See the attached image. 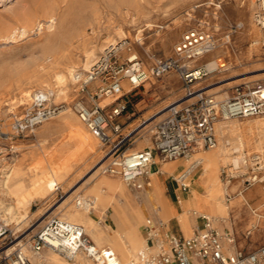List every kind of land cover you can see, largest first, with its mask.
I'll return each mask as SVG.
<instances>
[{
	"label": "rangeland",
	"instance_id": "1",
	"mask_svg": "<svg viewBox=\"0 0 264 264\" xmlns=\"http://www.w3.org/2000/svg\"><path fill=\"white\" fill-rule=\"evenodd\" d=\"M132 7L127 0H0V130L15 134V117L32 107L37 93H44L51 102L65 103L66 106L65 110L28 130L25 135L0 138L3 150L0 152V220L10 227L7 231L9 238L2 243L3 248L18 240L27 241L51 216L76 221V209L84 210L77 208L76 198L92 199L95 195L93 186L101 177L99 193L94 199L96 207L88 211L95 222L92 220L86 224L85 219L76 222L84 226L85 233L95 244L101 230L112 235L117 228L114 206L104 207L99 200L103 192L114 191L109 188L108 177L118 179L126 187L128 185L119 175L102 172L96 166L105 157V148L80 120L74 106L80 93L72 81V72L84 69L85 52L90 48L96 60L107 45L126 38L148 64L153 57L172 54L183 32L188 27L198 26L213 35L214 46H217L203 57L194 58L191 65L204 67L211 58L224 65L210 71L204 67L206 73L195 82L197 87L216 98H225L233 93L236 85L264 82V28L255 18L256 0H142L138 7ZM49 37L58 48L53 49L47 44ZM57 72L68 75L67 84H64L67 93L59 97L49 91L57 85ZM127 89L132 104L119 119L124 123V133L134 131L125 147L132 149L151 145L155 123L164 116V108L183 94L181 77L177 71L170 70L159 77L150 75L143 84ZM109 101L106 98L101 100L102 103ZM263 116L264 113H260L217 124V145L229 140L224 150L230 157L247 155V162L240 161L238 168H232L230 159H222L214 168L216 189L213 195L217 190V197H212L203 187L204 196L214 202L219 201L221 184L227 187L229 194L234 195L244 186L243 178L255 162L251 158L253 154H260V164H263L260 174H264V126L260 120ZM78 125L81 128L76 131ZM239 139L243 144L240 145ZM9 144L13 146V151L7 149ZM236 146L239 150L233 152L232 148ZM216 148L199 150L218 153ZM165 161L156 157L159 164ZM202 164L205 168L206 163ZM222 168L231 170L235 175L228 183L227 176L221 173ZM203 171L199 163L192 170V181L196 178L200 180ZM164 175L166 173H161L159 187L161 194L168 197ZM3 179L5 184L2 185ZM166 181L168 186L177 184L174 174L168 175ZM56 184L60 190L55 189ZM22 188L28 190L27 198L23 197L27 192H21ZM152 190L151 182L144 189L133 192L138 202L142 201L141 195L144 197L147 194V199L156 210L150 196ZM135 196L132 195L133 200H136ZM232 213L230 208L233 219ZM152 214L153 210L145 202L140 224ZM123 215L129 231L136 230L126 213ZM159 216L168 222L169 217ZM181 225L186 228L183 223ZM250 230V234L242 230L239 239L254 247L259 240L254 238L255 229L251 227ZM109 243L107 239L97 246L104 248ZM142 244L143 241L140 247ZM45 253L43 264H75L79 255L84 264L86 261L95 264L82 252L70 260L54 251H45L43 255Z\"/></svg>",
	"mask_w": 264,
	"mask_h": 264
},
{
	"label": "built area",
	"instance_id": "2",
	"mask_svg": "<svg viewBox=\"0 0 264 264\" xmlns=\"http://www.w3.org/2000/svg\"><path fill=\"white\" fill-rule=\"evenodd\" d=\"M256 1L255 18L264 28V0ZM213 44L214 37L209 31L191 26L183 32L172 54L153 57L147 64L129 40L123 38L107 45L88 69H74L73 79L80 93L74 106L80 120L105 148L102 172L117 174L128 186L144 189L151 183L150 170L156 157L163 160L186 158L196 149L214 148L218 143L217 120L264 113V82L236 85L233 93L225 98H216L196 86L195 82L206 71L204 67L192 66L190 60L208 51ZM170 70L177 71L181 77V101L170 103L164 116L155 123L151 145L126 148L134 130L124 133V123L119 119L132 104L124 83L135 88L150 75L159 77ZM107 96L113 98L102 103V98ZM63 106L65 103L51 102L44 93L35 94L32 107L15 117V134L0 130V138L25 135L57 115ZM12 148L9 144L7 149L13 151ZM260 163L255 162L249 173L244 172L248 173L245 176L247 184L263 176ZM192 170H185L175 178L183 189L189 186L186 177ZM230 171L221 169L227 176V183L235 176ZM55 189L60 190V186L56 184ZM76 202L81 204V198L77 197ZM197 215L202 224L195 226L188 235L173 231L156 213L148 216L144 222L146 241L125 264H264V243L251 250L239 248L231 231L220 228L204 213ZM9 230L8 224L0 220V264H40L35 256L44 249H52L68 260L82 252L102 264L119 262L109 246L100 248L91 241L82 224L57 215L47 218L27 241L18 240L11 249L2 247L9 238Z\"/></svg>",
	"mask_w": 264,
	"mask_h": 264
},
{
	"label": "crops",
	"instance_id": "3",
	"mask_svg": "<svg viewBox=\"0 0 264 264\" xmlns=\"http://www.w3.org/2000/svg\"><path fill=\"white\" fill-rule=\"evenodd\" d=\"M78 128H81V126L78 125L76 127V131ZM224 147L225 144L221 143L216 148V150H219L218 153L214 151H208V152L198 151L195 152L192 156L193 161L197 159H201V161H199L200 163L201 162L206 163V167L204 168L203 174L200 177V181L203 184L205 192L209 193L214 198L217 197V190H216V195L215 194L213 195V191L216 189V187H214V182L216 180L214 168L217 163L222 161V159L220 158V152L221 150H224ZM187 166H188V162L186 164L184 159L177 158L173 160H167L164 163H160V164L156 162L151 166L150 173L152 175L151 182L153 183V191L157 197L159 204L162 207L160 214L169 217L168 225L173 231L188 235L193 231V228L195 226L197 225L200 226L202 224L201 217L197 215L200 212L191 210L190 208L182 205L183 201H187V203H189L191 208H193L194 205L197 204L196 199L194 198L193 192L191 190V186L189 185L186 189H183L178 182H176L177 184L175 185L168 186L166 181L168 175L175 173L181 174L186 169ZM161 173H166V175H164L165 177L164 184L166 185L165 189L168 197H164L161 194V189L159 187V180L161 178ZM102 180H103L102 177L99 178L98 181H96L95 185L93 186L95 195L91 199L92 200V203L90 204L91 209L96 207V205L94 204L95 202L94 199L96 195L99 193V186ZM243 180H244V186L242 187L241 192H240V188L236 191L234 195H231L228 192H223L221 194V200L223 203L219 204V206L213 210V213L209 215L218 217L219 219L216 222L214 220V223L217 224L220 228L229 230L234 234L236 239V244L239 248L251 250L264 243V187H263L264 183H262L264 182V174L259 180H257L254 183L247 184L245 182V177L243 178ZM190 181H192V178L190 179ZM107 182L109 184V188L114 191L107 190L103 192L101 194L102 197L101 200H99V203L104 207L110 204L114 206V212L117 215V228H115L114 233L112 235L110 233L101 230V232H99L100 237L99 239H96L95 242L97 244H100L102 241L108 239L110 241V243L108 244L110 248H112L113 250H114L113 247L117 248L119 253H123L125 250H129L132 256L136 254L137 250L140 248L141 242L144 240L145 237L144 223L140 224V221L142 220L145 212V202L149 204L150 208L153 210L154 213L156 214L158 213L152 207V204L147 199V194H145V196L143 197V195H141L140 192L142 201L138 202V199L133 192V190H135L134 188L130 186L126 187L121 181H119L116 178L108 177ZM192 183L195 184V179H193ZM203 187L200 186V189L203 190ZM128 188H130L131 190H129ZM21 192L23 193L27 192L25 195H23L24 198H27L29 196L27 189L22 188ZM227 194H229L230 197H228ZM132 195L135 196L136 200H133ZM83 198L84 197H82V199ZM87 199L89 198L87 197ZM164 199L170 205L171 208L170 216H168L166 211L164 210V205H163ZM80 207L82 206L81 205H79V207L77 206V208ZM230 208L233 212L232 214H234L233 219L231 218L230 215ZM76 210L78 214V216L74 217L76 221H84L85 219L86 221L84 222H86L87 224L88 222L93 220L91 219L92 217L88 214V211H86L85 209L83 211H80L78 209ZM123 213H126V215L129 218V222L134 227H137L136 230H133V232L129 231L130 230L129 225L127 224V220L123 215ZM93 221L95 222V220ZM182 223L185 225L186 230L182 228L181 225ZM249 224L251 225L249 226ZM251 227L252 229H255L254 238L259 240V243L254 247L247 246L246 242L243 243L242 240L240 241L239 239V233L242 230L248 231ZM250 233L251 230L247 234ZM43 252L44 250L41 252V256L38 259V261L44 260V256H46V253L45 255H43ZM114 252L119 259L118 253L115 250ZM83 261L84 260L82 259V256L79 255L75 259V264H84ZM94 263L102 264L96 262ZM125 263L126 262H121L120 264H125ZM86 264H90L89 261H86Z\"/></svg>",
	"mask_w": 264,
	"mask_h": 264
},
{
	"label": "bare ground",
	"instance_id": "4",
	"mask_svg": "<svg viewBox=\"0 0 264 264\" xmlns=\"http://www.w3.org/2000/svg\"><path fill=\"white\" fill-rule=\"evenodd\" d=\"M126 1V0H125ZM141 1L142 0H127V4H129V5H131V6H133V7H138L139 5H140V3H141ZM132 7V8H133ZM135 9V8H134ZM137 9V8H136ZM141 9V8H140ZM135 11V10H134ZM134 14H135V12H134ZM138 16H139V14H138ZM1 22V21H0ZM27 22V21H26ZM23 28H24V25L22 26ZM118 32H119V30H118ZM119 33H121V32H119ZM257 33V32H256ZM55 36H58L57 35V33H55ZM124 37V36H123ZM53 39H52V37L50 38H48L47 39V44L48 45H50L53 49L54 48H58V46L56 47V46H54L53 45ZM257 40H255V42H256ZM114 43H116V42H114ZM111 44V43H110ZM217 46V45H216ZM216 46H214V44H213V46L208 50V51H210L213 47L214 48H216ZM218 47H221V46H219L218 45ZM51 50V49H50ZM52 52H54L53 50H51ZM55 51H56V49H55ZM208 51H206V52H208ZM206 52H203L202 54H200V55H197L196 57H194V58H199V57H203V55L206 53ZM86 53V59H85V61H84V69H88L96 60H95V54H94V51L92 50V48H90L88 51H86L85 52ZM194 58L192 59V60H190V61H194ZM93 59L95 60L94 62H93ZM97 59V58H96ZM196 60V59H195ZM93 62V63H92ZM205 64H206V66H204L206 69H207V71H210V70H214L215 68H217L218 66H220V65H224V63H221V64H219L218 63V61L217 60H214V58L212 59H208L206 62H205ZM73 69V68H72ZM71 70V69H70ZM64 71V70H63ZM70 76H71V71H70ZM67 77H68V75L66 74V73H63V72H57V74H56V83H57V85L56 86H53L49 91L50 92H53V93H55V95H56V97H59V96H61V95H66V93H67V90H66V86L64 85V84H67V82L65 81L66 79H67ZM72 79H73V72H72ZM72 81H74V79L72 80ZM126 85V86H125ZM127 87H130V85L129 84H127V83H124V88L125 89H127ZM24 91V90H23ZM26 93V92H25ZM106 98V101H109V100H111L113 97L112 96H107V97H105ZM179 101H181V98H179V99H176V100H174V101H172V102H179ZM172 102H170V103H172ZM169 103V104H170ZM168 104V105H169ZM167 105V106H168ZM167 106L164 108V111L163 112H165L166 111V108H167ZM66 109V106H63L62 108H61V111H63V110H65ZM248 117V116H247ZM233 118H238V117H233ZM229 119H232V118H228V119H219V120H217L216 121V126H217V124L220 122V121H225V120H229ZM260 120L263 122V126H264V116L263 117H261L260 118ZM129 134H130V132H129ZM238 137V136H237ZM240 140V139H239ZM240 142V145L241 144H243V142L240 140L239 141ZM222 142H220L218 145H217V147L221 144ZM224 144L225 145H229V140H225V142H224ZM248 145V144H247ZM260 146V145H259ZM244 147V146H243ZM249 148V147H248ZM239 150V147H233L232 148V151L233 152H237ZM198 151H201V150H199V149H196V150H194L192 153H191V157H186V158H184V160L186 161V164H187V162H188V166L186 167V171H190V170H192V169H194L200 162L199 161H201V159H197V160H192V156H193V154L195 153V152H198ZM247 153V152H246ZM244 154V153H243ZM220 158L221 159H224L225 161L226 160H229L230 159V161H231V163H232V168H238L239 167V163H240V161H242V162H247V155H239V156H232V157H230L229 156V154L226 152V150H221V152H220ZM251 158L253 159V160H255V162H261L262 161V159H261V156H260V154H253L252 156H251ZM106 158L105 157H102L100 160H99V162L97 163V167H99V168H101L102 166H103V164H104V162L106 161L105 160ZM175 159H177V158H175ZM214 159V158H213ZM241 159V160H240ZM169 160H173V159H169ZM213 161V160H212ZM254 162V163H255ZM253 163V164H254ZM4 164V163H3ZM211 164V163H210ZM261 166V165H260ZM185 167V166H184ZM204 169V165L202 164V162H201V170H203ZM184 170V171H185ZM180 171V170H179ZM180 173V172H179ZM192 173V172H191ZM191 173H188L187 174V177H186V181H187V183L191 186V190H192V192H193V195H194V198L196 199V202H197V204L196 205H194V207L193 208H191V206L189 205V203H187V201H183V204L182 205H184L185 207H188V208H190L191 210H194V211H198V212H200V213H204V214H206V215H208L210 218H212L213 220H215V222L219 219L218 217H214V216H212V215H209L207 212L205 213V212H203L202 210H206V211H210V212H213V210L215 209V208H217L218 206H219V204H222L223 202H222V200L220 199L219 201H216V202H214L212 199H210L208 196H204L203 195V190H201L200 189V186L201 187H203V185H202V183L200 182V180H199V178H196L195 179V184H193L192 183V181H190V179L192 178L191 176H192V174ZM200 173H201V171H200ZM200 173H199V175H200ZM199 175H198V177H199ZM4 176V175H3ZM2 176V177H3ZM179 176H180V174H174V177L175 178H179ZM5 177H6V175H5ZM4 177V178H5ZM3 184H5V181H4V179L2 180V185ZM256 184V183H255ZM115 187V186H114ZM264 187V186H263ZM219 189H220V195L222 194V190H223V192L225 191V192H227V187L224 185H220V187H219ZM241 190H242V188H240V192H241ZM135 193H136V191H135ZM137 194V193H136ZM66 196V194L64 195V197ZM150 196H151V198H152V201H154V204L156 205L155 207H156V210H157V212L160 214L161 213V209H162V207H161V205L159 204V202H158V200H157V197H156V195H155V193H154V191L152 190L151 191V194H150ZM81 198V197H80ZM139 198V197H138ZM149 198V197H148ZM140 199V198H139ZM151 202V201H150ZM92 202H88V200L87 199H85V200H83L82 198H81V204H78L77 202H76V205L79 207V205H81L82 206V208H84L86 211H90V209H91V204ZM163 205H164V210L166 211V213H167V215L168 216H170V213H171V208H170V205L168 204V202L164 199L163 200ZM194 213H196V212H194ZM161 215V214H160ZM68 220V219H67ZM71 221V220H70ZM74 222V221H73ZM100 230V229H99ZM107 235V234H106ZM145 241H146V238L144 237V240H143V244H142V246L144 245V243H145ZM14 243H12L7 249H11L13 246ZM124 244V243H123ZM125 245V244H124ZM141 246V247H142ZM125 247V246H124ZM140 247V248H141ZM114 249H115V251L118 253V255H119V259H118V257L116 256V259H118V261L120 260V262H118V264H120L121 262H127L129 259H131L133 256H135V254L134 255H132L131 256V253L129 252V250H125L123 253H120L119 254V252H118V250H117V248H115V247H113ZM139 248V249H140ZM112 249V248H111ZM113 250V249H112ZM45 251H54V250H52V249H44V252ZM114 251V250H113ZM43 252V253H44ZM54 252H56V251H54ZM56 253H58V252H56ZM80 253V252H79ZM78 252L76 253V255H75V257L79 254ZM59 254V253H58ZM114 254H115V252H114ZM116 255V254H115ZM40 256H41V253L40 254H38L37 256H35L36 258H37V260L40 258ZM91 259V258H90ZM91 260H93V259H91ZM94 262H96V263H101V261L100 260H98V261H95V260H93ZM39 263L40 264H43V260H41V261H39Z\"/></svg>",
	"mask_w": 264,
	"mask_h": 264
}]
</instances>
